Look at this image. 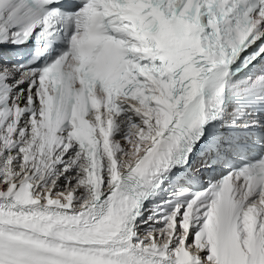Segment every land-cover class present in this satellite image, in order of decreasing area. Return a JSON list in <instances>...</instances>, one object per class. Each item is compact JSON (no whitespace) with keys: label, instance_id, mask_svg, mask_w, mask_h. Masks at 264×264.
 <instances>
[{"label":"snow or ice","instance_id":"snow-or-ice-1","mask_svg":"<svg viewBox=\"0 0 264 264\" xmlns=\"http://www.w3.org/2000/svg\"><path fill=\"white\" fill-rule=\"evenodd\" d=\"M0 264H264V0H0Z\"/></svg>","mask_w":264,"mask_h":264}]
</instances>
